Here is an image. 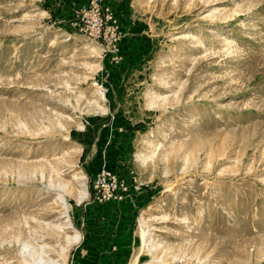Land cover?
Masks as SVG:
<instances>
[{"label": "rangeland", "instance_id": "obj_1", "mask_svg": "<svg viewBox=\"0 0 264 264\" xmlns=\"http://www.w3.org/2000/svg\"><path fill=\"white\" fill-rule=\"evenodd\" d=\"M125 199L94 264H264V0H0V264Z\"/></svg>", "mask_w": 264, "mask_h": 264}, {"label": "crops", "instance_id": "obj_2", "mask_svg": "<svg viewBox=\"0 0 264 264\" xmlns=\"http://www.w3.org/2000/svg\"><path fill=\"white\" fill-rule=\"evenodd\" d=\"M132 202L125 199L122 202L104 203L100 207V211L96 210L91 215L90 226L85 231V241L78 253V264H83L81 261L84 259L87 260V264H94L92 259L95 256L110 253L111 246L117 241L118 234L114 232L115 229L108 222L112 219L116 220L118 217L121 223H126L127 226L129 218L133 215V209H135V204ZM122 226V229L127 230L124 224ZM122 235L119 236V241L122 240Z\"/></svg>", "mask_w": 264, "mask_h": 264}, {"label": "bare ground", "instance_id": "obj_3", "mask_svg": "<svg viewBox=\"0 0 264 264\" xmlns=\"http://www.w3.org/2000/svg\"><path fill=\"white\" fill-rule=\"evenodd\" d=\"M79 179H82V178H79ZM60 183H63V182H60ZM66 185H67L66 183L60 184L58 187H57V185H55V187L58 188V191H57L59 194L58 199L61 202L62 208H63L62 214L60 213L61 214L60 218L64 219L63 222L59 223L58 227L63 231H66L67 229L73 227V226L69 227L70 224H72V220H71V217H69V215H66V213L69 212V210H70V204L66 198V195H67ZM84 194L86 195L87 193L84 192ZM69 238H71V244H78L83 239V235L80 232H76V234L73 237H69ZM69 250H70L69 247H63L62 248L63 260L61 262H58L57 260L54 261V260H51L50 258H48L44 261V263L42 262V263H38V264H66V262H67L66 260H67ZM43 256H45V255H43Z\"/></svg>", "mask_w": 264, "mask_h": 264}]
</instances>
